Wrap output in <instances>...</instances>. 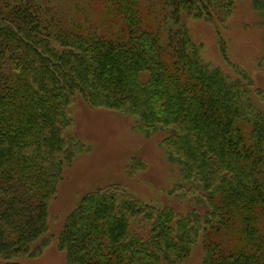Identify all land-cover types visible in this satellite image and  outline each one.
Wrapping results in <instances>:
<instances>
[{"label":"trees","instance_id":"16d2710c","mask_svg":"<svg viewBox=\"0 0 264 264\" xmlns=\"http://www.w3.org/2000/svg\"><path fill=\"white\" fill-rule=\"evenodd\" d=\"M0 0V256H38L49 203L86 150L73 103L134 117L163 140L203 212L178 214L114 183L66 219L68 264H264V92L207 61L185 17L210 22L225 59L237 0ZM256 8L264 12V0ZM264 24V20H263ZM264 57L262 64L264 66ZM12 259V260H11Z\"/></svg>","mask_w":264,"mask_h":264},{"label":"rangeland","instance_id":"374dc122","mask_svg":"<svg viewBox=\"0 0 264 264\" xmlns=\"http://www.w3.org/2000/svg\"><path fill=\"white\" fill-rule=\"evenodd\" d=\"M257 0H237L226 29L221 34L226 42L225 59L220 51L214 26L205 20L185 17L193 39L203 45L204 58L221 67L232 78L237 77L231 64L244 69L255 86L264 92V12L256 8ZM56 9L68 10L64 0H52ZM264 63V62H263ZM74 132L86 144L66 166L63 179L49 203L46 239L38 256L17 257L22 264H68L66 252L59 247V234L66 219L89 192L117 183L136 198L158 207L171 206L186 214L196 205L185 189H179L181 171L170 157L163 140L167 130L152 132L138 129L133 116L121 111L91 106L82 96L73 103ZM201 241L180 264H202ZM9 259L0 256V264ZM12 260V259H11Z\"/></svg>","mask_w":264,"mask_h":264}]
</instances>
